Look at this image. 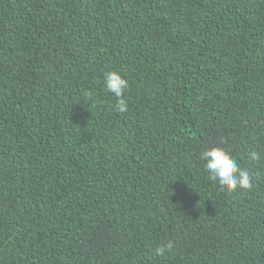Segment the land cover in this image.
Segmentation results:
<instances>
[{
	"label": "trees",
	"instance_id": "16d2710c",
	"mask_svg": "<svg viewBox=\"0 0 264 264\" xmlns=\"http://www.w3.org/2000/svg\"><path fill=\"white\" fill-rule=\"evenodd\" d=\"M0 264H264V0H0Z\"/></svg>",
	"mask_w": 264,
	"mask_h": 264
},
{
	"label": "clouds",
	"instance_id": "9594fccd",
	"mask_svg": "<svg viewBox=\"0 0 264 264\" xmlns=\"http://www.w3.org/2000/svg\"><path fill=\"white\" fill-rule=\"evenodd\" d=\"M103 88L106 93H111L117 98L113 106L116 113H125L129 110V102L125 96L129 88V81L119 70L113 69L104 72ZM199 159L203 161L209 179L218 183L221 189L236 192L240 189L251 190L254 187L253 173L248 168L241 167L228 149L219 145L205 147ZM247 159L257 161L260 159V153L254 150L249 151ZM174 243L173 240L162 243L154 249L153 254L157 257H165L173 250Z\"/></svg>",
	"mask_w": 264,
	"mask_h": 264
}]
</instances>
